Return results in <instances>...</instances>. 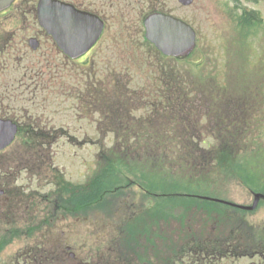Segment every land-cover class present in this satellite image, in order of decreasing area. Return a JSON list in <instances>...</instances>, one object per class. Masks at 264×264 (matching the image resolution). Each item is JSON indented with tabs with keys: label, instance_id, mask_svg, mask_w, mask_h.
I'll list each match as a JSON object with an SVG mask.
<instances>
[{
	"label": "rangeland",
	"instance_id": "374dc122",
	"mask_svg": "<svg viewBox=\"0 0 264 264\" xmlns=\"http://www.w3.org/2000/svg\"><path fill=\"white\" fill-rule=\"evenodd\" d=\"M151 1L149 7L155 12L169 11L195 28L196 46L185 59L165 58L163 61L169 62L165 65L155 52L156 60L148 56L154 49L144 44L138 30H144L141 14L150 9L142 0H119L105 9L108 27L104 38L89 57L78 62L50 50L55 46L41 31L32 3L22 6L24 14L17 9L0 13V41L12 36L17 41L10 42L5 54L0 49L2 108L7 104L17 109L27 107L29 118L39 116V126L54 133L38 138L27 135L25 127L11 148L0 149V163L13 160L39 165L42 175L34 178V189L39 184L37 190L47 194L46 200H53L48 215L41 209L47 207L42 198L31 201L25 197L27 200L13 208V214L19 215L25 207L38 210L24 215L23 220H29L15 225L16 229L33 225L29 232L8 234L7 242L0 234L4 239L0 242V264H16L19 255L28 256L27 251L33 248L43 249V264H51L48 259L52 257L56 264H122L120 255L126 254L165 257L168 246L171 259H176L189 232L203 226L210 227L205 228L209 240L213 233L217 235L216 228L226 235L237 231L235 236L242 234L244 239L245 232L257 239L264 236V201H258L253 211L247 209L230 219L221 212L226 209L223 205L198 197L225 198L246 206L253 205L255 194L264 198V191L257 193L248 184V178L264 181L260 180L264 179V163L262 177L256 169L251 175L252 167L245 169L227 160L218 165L207 159L215 155L211 148L215 152L222 148V154L229 147L237 148L242 140L248 143V151H264V0H193L189 5L178 0ZM34 31L41 35L40 49L51 52L46 56L47 83L39 87L21 68L28 63L16 60L23 59V49L32 52L28 39ZM19 49L22 51L17 52ZM9 50L14 52V60H10ZM29 58L33 60L32 55ZM58 65L60 74L54 80ZM108 66L116 69L109 73L108 85L101 84L109 90L95 94L100 87L89 89L94 78L86 83L88 73L81 74V70H91L102 79ZM21 78L30 88L20 87ZM97 97L104 98L108 113L96 111ZM216 124L219 128L215 130ZM227 132L231 134L226 143L222 136H215ZM179 135L196 138L185 139L187 143L178 148L172 140L184 139ZM123 140L129 143L125 153ZM196 144L202 152L194 153L203 155L197 165L192 161L191 155L197 157L192 148L186 150ZM115 145L121 152L115 184L125 186L111 195L110 201L90 197L83 191L90 190L92 183L88 181L93 182V176L100 173L104 152ZM250 157L253 159V154ZM69 185H81L75 199L70 193L75 189ZM167 193L173 195L171 201ZM89 199L91 209L78 203ZM73 200L79 206L71 209ZM117 226L123 227L118 230ZM250 259L232 256L221 264H254Z\"/></svg>",
	"mask_w": 264,
	"mask_h": 264
},
{
	"label": "flooded vegetation",
	"instance_id": "af4514ba",
	"mask_svg": "<svg viewBox=\"0 0 264 264\" xmlns=\"http://www.w3.org/2000/svg\"><path fill=\"white\" fill-rule=\"evenodd\" d=\"M66 3H70L76 8H79L81 10H86L92 13H95L98 15L102 20L105 22V27L102 33V37L105 35V32L108 27L107 19L105 18V9H108L109 7H113V5L118 2L119 0H60ZM144 3H146L149 7L151 0H142ZM38 0H16L13 5L10 7V9H17L20 12L26 11V9H22L23 5H29L30 3L31 6H33L31 9L35 12V15L37 14L36 12V6H37ZM150 8V7H149ZM156 9L150 8L148 10L147 14H141L139 21H140V26H143L144 30H142V27L138 29L141 32V36L143 37V41H147L146 38V33H145V25L144 21L147 17L148 14L155 12ZM160 12L163 13H169V11L161 10ZM26 15V14H25ZM37 20V18H36ZM26 19H23V24ZM37 23L39 24L38 20ZM26 25V24H25ZM27 29L29 27L26 25ZM41 31L43 32L44 35L49 38L48 40L53 41L54 45V40L51 38L50 35L47 34V32L41 28ZM34 35L31 36L30 38H36V42L39 43V48L37 50H33L32 52L29 51V49H23L18 50L17 52L23 53V59L17 58L16 60L23 63H28L25 66H21V68L24 70V74H28V72L31 74L30 79H35V83L39 87V84L44 86L45 83H47V78H46V68L48 66V63L46 62V56H50L49 51H42L40 49L41 46V35L39 32L34 31ZM28 39V44L29 40ZM102 39V38H101ZM10 42H14L17 44V41L14 39L12 36L8 40L5 41H0V49L3 54H5V49L10 48ZM55 47L50 48V50H55L57 54L61 53V50L56 48L57 46L54 45ZM13 48V47H12ZM94 49V48H93ZM94 50H91L93 52ZM155 52L157 55L160 54L158 50H150V53L147 52L149 57H154L152 54ZM17 54V53H16ZM38 54V57L35 59L34 55ZM14 52L12 50H9V57L10 60L14 56ZM32 55L33 60H31L29 57ZM17 57V56H16ZM67 57V56H66ZM159 57V55H158ZM68 58V57H67ZM156 60V58L154 57ZM160 62H163L165 65H169L168 61H163L160 59ZM72 62H75L74 60H71ZM93 61H91L92 64ZM107 65H109V62H106ZM90 64V69H92V66ZM106 74H104V78L102 79H97L96 76L94 75V72L90 70L86 71L85 69L81 70V74H84L87 72V82L93 77V81H90L92 83V86H88L89 89H94L96 86H99L100 92H96L95 94H104V90H109L107 86H101L103 85H108V75L111 72L116 71L114 68H110L108 66ZM55 73H54V80L58 79L57 75L60 74V65L54 67ZM165 79L167 78L166 73H164ZM74 77L75 80L77 78V73L74 72ZM110 78V77H109ZM111 80L117 81L120 78H110ZM129 84V82L127 83ZM121 89L124 90V86L121 85ZM20 87H25V88H30L29 85L23 82V79L21 78L20 82ZM129 88V87H128ZM127 89V88H125ZM94 91H97L96 89ZM103 97L102 98H95L94 105L96 106V111H100V113H105L109 112V106L106 107L103 103ZM3 103L0 102V119H9L13 122H15L18 125V132L17 136L22 132L25 131V127L27 128V135L29 134H35L38 138H45L46 134L48 135H53L54 133L47 132V129H43L39 126L38 120L40 117L34 118H29L28 114V109L27 107H22L20 108H15L11 104H7V107L2 108ZM19 112L21 114H19ZM25 112V114H24ZM26 119V120H25ZM31 128V129H30ZM105 134V133H104ZM100 134V135H104ZM12 145L1 149L2 151H5L8 148H11ZM19 150V149H17ZM17 150H15L13 153H15ZM42 165V164H40ZM39 165L36 164H31L29 162H15L11 160L10 162L6 163H0V234L5 235V240H10L9 236H6L8 234H13L14 232H20V233H26L33 228V225H30L29 227H24V226H19L18 229L15 228V225L19 224L23 220V216H29L30 212L38 210L37 207H34V209L31 211L28 207L22 208V211L19 215L18 214H13V208L18 204V202H24L25 200H38L42 198L44 202H46L47 207H41L44 211H47L45 215H48L49 212V207L52 203L51 200H46L47 194H41L40 193V188L37 190L39 187V184H37V188L34 189V184L33 181L35 180L34 178L36 177L37 179H41L42 173H39ZM40 176V177H39ZM22 179V180H21ZM26 182H23V181ZM71 188V187H70ZM68 188V189H70ZM72 189V188H71ZM126 190V189H123ZM29 191V192H28ZM64 191H67L65 189ZM62 191V192H64ZM72 191V190H71ZM28 192V193H27ZM61 194H56V197H59ZM25 197L27 199H25ZM50 197V195H48ZM48 201V202H47ZM74 203L72 204L71 209L77 208L78 205H76L75 200H73ZM261 202L264 200H260ZM213 202V201H210ZM214 203H219V202H213ZM50 204V205H49ZM221 204V203H220ZM223 207L226 209L221 210L223 214L229 215L230 219L234 218V216H237L238 213L245 214V210H241L238 208L233 207L232 205L222 203ZM84 209H91L93 207L92 201L89 199L86 204L82 205ZM217 210H208L207 212H212L216 213ZM246 212V211H245ZM203 213H206L204 211ZM131 218V215H130ZM25 220H29L26 218ZM23 220V221H25ZM28 223V221H27ZM43 223V222H42ZM123 226H117L118 229H121ZM28 228V229H27ZM205 228L210 227H198L195 231L189 232V237L187 238V242H183L182 247L179 250V253H181V256L176 259H171V256L169 254V246L167 249L164 250L165 252V257L162 258H157L154 255H151L150 253L145 256V257H131L126 254V256L120 255L122 264H221L223 262H226L228 259H230L232 256H234L236 259H244L245 256L250 257V261L254 262V264H264V236L261 237V239H257L256 237L252 236L251 233H244L245 234V239L242 236V234L239 237H236L235 234L236 232L232 231L231 234L226 235V233L222 232L221 228L220 229H214V232L217 233L214 234L211 237V239H206V231ZM235 228V227H233ZM213 227L211 228V230ZM224 229V228H223ZM226 230V229H225ZM239 230V229H238ZM3 237H0V242H3ZM2 244V243H1ZM67 248H70L69 245L66 246ZM31 251V252H30ZM27 253H30L28 256H22L19 255V259H17L16 264H28V262H31V264H43L44 260V251L41 248H38L36 250L35 248L29 249ZM74 253H71L72 258H75L76 255H73ZM240 255V256H239ZM243 256V257H242ZM22 259V262H21ZM53 258L48 259L51 264H54L51 262ZM73 260V259H72ZM232 260V259H231ZM56 261V260H55ZM174 262V263H173ZM14 264V263H11ZM56 264V262H55Z\"/></svg>",
	"mask_w": 264,
	"mask_h": 264
},
{
	"label": "water",
	"instance_id": "95a60500",
	"mask_svg": "<svg viewBox=\"0 0 264 264\" xmlns=\"http://www.w3.org/2000/svg\"><path fill=\"white\" fill-rule=\"evenodd\" d=\"M12 1L0 0V10L7 7ZM179 1L184 5L193 2V0ZM38 9L41 25L55 37L60 47L70 56L83 53L100 34L101 22L87 14L76 11L69 5L51 2V0H40ZM86 23L91 25L90 30L85 28ZM146 25L147 37L167 54L183 55L190 51L195 44L194 29L176 17L154 14L149 17ZM33 46L34 48L37 47L36 45ZM16 131L17 126L11 121L0 120V148L7 146L13 140ZM260 197V194H255V200L251 206L233 205L252 210L256 208ZM212 199L224 202L221 199Z\"/></svg>",
	"mask_w": 264,
	"mask_h": 264
},
{
	"label": "trees",
	"instance_id": "16d2710c",
	"mask_svg": "<svg viewBox=\"0 0 264 264\" xmlns=\"http://www.w3.org/2000/svg\"><path fill=\"white\" fill-rule=\"evenodd\" d=\"M225 88H224V91L222 92L225 93ZM161 93V92H159ZM217 125V124H216ZM131 126H128L126 128V130H129ZM229 127V126H228ZM218 128V125L217 127L214 126V129L216 130ZM181 131V130H180ZM238 132V131H237ZM231 134V132H227L226 134H221V135H218V136H222L221 138L225 139V143L228 141V137L229 135ZM224 135H226V137H224ZM173 136V134L171 135ZM217 136V137H218ZM126 138H128V136H125ZM124 137V138H125ZM172 138H175L174 136ZM178 138H184V139H173L172 141L173 142H176V146L178 148H182V142L183 143H187V138H196L195 136L194 137H185V136H178ZM121 141V140H120ZM198 142V141H197ZM121 143V142H120ZM239 146L235 149H232L231 147H229L227 149V151H225L224 153L221 154L222 152V148L218 147V151L215 152L212 148V150L210 149L209 151L210 152H214L213 155L214 156H210V158H207V159H211L212 161H217V164L220 165V164H225L226 160L228 161V164L230 162H234L236 163V165L238 166H243L245 169H248V168H251L252 167V172H251V175L255 172V169L260 173V170H261V165L264 163V160L262 161L261 158L264 159V151L263 150H252V151H248L247 149H245V147L248 145V143H246L245 141H239ZM118 144V143H117ZM221 144V143H220ZM226 145H229V142L226 144ZM128 146H129V143H127V140H123V150H122V153L126 152L128 150ZM222 146V145H221ZM192 148V152H202L199 144H196V146H191V147H188L186 148L187 149H191ZM153 152V151H152ZM105 154V158L104 160L102 161V169L100 170V173L97 174L96 176H93V182L92 180L90 181V183H92L91 187H90V190H86V191H83L85 193H88V195L90 197H92L90 194L94 195L95 196V199L96 198H99V200H103V201H109L111 199V195H114V194H117L118 191H121V188L125 185H122V183L120 184H115L116 183V177L115 175L120 172L116 170V164H117V159L121 157V152L118 150V147L117 145H115L113 147V149L109 150V151H105L104 152ZM197 157L192 156V161L195 165H197L200 160V158L203 156V155H200L198 153H194ZM253 154V159L250 157L251 155ZM261 157V158H260ZM256 161H255V160ZM210 162V160H208ZM207 161V162H208ZM171 161H169L170 163ZM158 163H161L160 160ZM167 171H170V169H168ZM255 174V176H257L256 178H258V176H262V174L260 173V175L258 174ZM167 173V176L169 174V172H166ZM190 176H192L193 174L190 173L189 174ZM263 177V176H262ZM248 179H251L250 182L248 183L253 189L254 191H259V190H262L264 191V181L260 182V183H257L254 179L252 178H248ZM254 180V181H252ZM260 180H264V179H260ZM113 182H114V186H113ZM137 182V181H136ZM138 183V182H137ZM81 185H78L77 187H80ZM152 186H156V183H153ZM172 191V190H169V192ZM73 199H75V197L77 196L78 192L76 191H72L70 192ZM74 193V194H72ZM169 194V193H167ZM79 196V194H78ZM84 196H86V194H84ZM171 194H169V197L168 200L170 199V201L172 200L171 198ZM86 201L85 202H78V203H83V204H86ZM94 202V200H93ZM79 206V204H77ZM52 263L55 264V258L53 257V259L51 260Z\"/></svg>",
	"mask_w": 264,
	"mask_h": 264
}]
</instances>
